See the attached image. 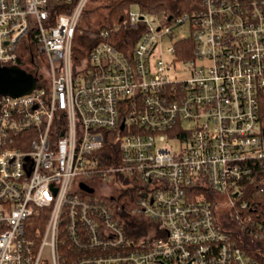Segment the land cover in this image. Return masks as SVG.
I'll use <instances>...</instances> for the list:
<instances>
[{"label":"built area","instance_id":"2783aa9c","mask_svg":"<svg viewBox=\"0 0 264 264\" xmlns=\"http://www.w3.org/2000/svg\"><path fill=\"white\" fill-rule=\"evenodd\" d=\"M88 1L0 0V66L25 55L37 78L0 98V264H264L197 191L225 195L264 239V0L133 5L80 56ZM126 214L157 227L137 240Z\"/></svg>","mask_w":264,"mask_h":264},{"label":"trees","instance_id":"16d2710c","mask_svg":"<svg viewBox=\"0 0 264 264\" xmlns=\"http://www.w3.org/2000/svg\"><path fill=\"white\" fill-rule=\"evenodd\" d=\"M202 1L203 0H119L115 2L109 10L108 24L102 25L97 30H94L91 32H89V29H83L82 34L81 33L79 34V29L82 28L81 25H79L77 33L75 35L76 37L74 40V52L76 54V51L79 50L77 53H79L78 55L81 56L83 54V48L89 45L91 46V44H93L97 40L96 39L97 36L91 39L90 35H93V33H95L96 35L99 34V31L103 27L109 24L122 22V20L127 17V13H126L127 10L133 5H138L139 8L145 13L157 14V15L158 14L159 15L160 14L161 15L173 14L174 16H176V15L184 14V13L192 14L194 12L199 11L201 8L200 5L202 4L201 3ZM69 5H70V8L73 7L72 3ZM64 8L65 6H62L60 11L64 13H69V10L64 9ZM124 33L126 34L125 31H123L121 34H124ZM121 34L119 32L118 35L120 36ZM118 35L115 34V36H118ZM122 41H123L122 39L118 41L119 47H123ZM184 45L188 47V51L185 52V54L179 53L178 54L179 57L183 59H189L193 57V52H191L192 47H193V40L188 39ZM1 97L2 96L0 95V98ZM263 113H264V104H263ZM197 191L203 194L205 198L208 199L212 203L214 212L216 214L215 216L216 222L219 225V227L223 228L224 231L231 234L233 238L237 240L239 244L248 251L249 254L255 255V257H257L258 259L264 262V239L255 240V241L251 240L249 233L246 231V227L250 228V224L247 225L245 222L246 216H233L235 207H232L230 205V203L228 202V199H227V202L222 200V198H220V196L218 195V192L215 191L213 188L209 186H204V187L198 188ZM246 199L251 201L252 200L251 195H249ZM260 199L263 200L264 197H261ZM120 202H121L120 198L116 201L112 200L111 201L112 208H116V206L120 205ZM261 205L262 206L259 207L260 211L262 207H264L263 206L264 202ZM245 212H249V211L246 210ZM253 215H254L253 218L254 217L259 218V219L262 218L264 220V214L262 216H256V214H253ZM42 216H45L44 211H41L40 214L35 215L34 218L41 220ZM123 217L126 218L125 219L126 223H130L132 221V216H130L129 214H126V217L125 216ZM44 222H45V219L44 220L42 219V225H40L41 227H43ZM235 223L237 224L239 228L238 232H234L232 230V226L235 225Z\"/></svg>","mask_w":264,"mask_h":264},{"label":"rangeland","instance_id":"374dc122","mask_svg":"<svg viewBox=\"0 0 264 264\" xmlns=\"http://www.w3.org/2000/svg\"><path fill=\"white\" fill-rule=\"evenodd\" d=\"M119 0H89L85 6V12L81 19L79 20V25L83 29H89V32L97 30L102 25L108 24V13L111 6ZM138 5H134V9H138ZM153 17V14H148ZM159 15V14H158ZM161 16V14L159 15ZM79 27V26H78ZM183 31L186 36L190 35V30L188 26L183 28ZM171 44V40L165 38L163 42V47L166 55H168L167 48ZM28 56L23 55L24 62L22 67L27 69L34 68V63L30 62ZM40 62L43 64L42 59ZM176 73L177 76L182 78H188L191 75V72L188 68V64L184 62H178L176 64ZM35 70V69H33ZM222 200L227 202V197L221 193H218ZM228 205V204H227ZM127 231L132 234L137 240L141 239L144 236H147L152 232L151 230L157 227V223L154 220H151L145 216H132V221L125 224ZM234 232H238L239 228L237 224L232 226Z\"/></svg>","mask_w":264,"mask_h":264},{"label":"water","instance_id":"95a60500","mask_svg":"<svg viewBox=\"0 0 264 264\" xmlns=\"http://www.w3.org/2000/svg\"><path fill=\"white\" fill-rule=\"evenodd\" d=\"M36 84V76L20 65L0 66V95L19 96L30 93Z\"/></svg>","mask_w":264,"mask_h":264},{"label":"flooded vegetation","instance_id":"af4514ba","mask_svg":"<svg viewBox=\"0 0 264 264\" xmlns=\"http://www.w3.org/2000/svg\"><path fill=\"white\" fill-rule=\"evenodd\" d=\"M32 69H34V68H32Z\"/></svg>","mask_w":264,"mask_h":264}]
</instances>
